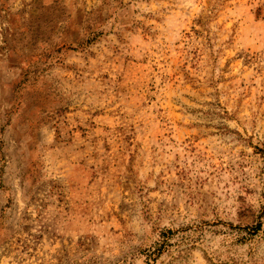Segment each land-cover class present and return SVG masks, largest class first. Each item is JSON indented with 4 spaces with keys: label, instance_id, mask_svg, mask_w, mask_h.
<instances>
[{
    "label": "rangeland",
    "instance_id": "obj_1",
    "mask_svg": "<svg viewBox=\"0 0 264 264\" xmlns=\"http://www.w3.org/2000/svg\"><path fill=\"white\" fill-rule=\"evenodd\" d=\"M0 208V264H264V0H0Z\"/></svg>",
    "mask_w": 264,
    "mask_h": 264
},
{
    "label": "crops",
    "instance_id": "obj_2",
    "mask_svg": "<svg viewBox=\"0 0 264 264\" xmlns=\"http://www.w3.org/2000/svg\"><path fill=\"white\" fill-rule=\"evenodd\" d=\"M16 128V129H15ZM15 131H16V134H18V139L16 138V143L18 145V142L21 143V141L19 140V137L22 138V137H25L24 138V141L26 143V149L28 151V162H29V166L31 165V162L33 161V166H36V167H41L42 164V160H41V156L39 152L42 151V149L44 148L42 146V135H43V130H44V127H40V126H32L31 124L29 123H25L23 122L20 126H17L15 127ZM14 143H15V140H14ZM16 146V148L18 149H21L19 146ZM7 149V147H5ZM37 163V164H36ZM30 180V177L31 175L27 176ZM48 181V180H47ZM49 191L46 192V196L50 197L49 196ZM22 194V192L20 193ZM18 195V193H17ZM39 212V210H38ZM3 212L0 208V215H2ZM2 230L6 231L8 230V228L6 226H3L2 227ZM8 232V231H7ZM6 232V237L8 236V233ZM5 237V234H2L0 233V241H3L5 242V240L7 239H4Z\"/></svg>",
    "mask_w": 264,
    "mask_h": 264
}]
</instances>
